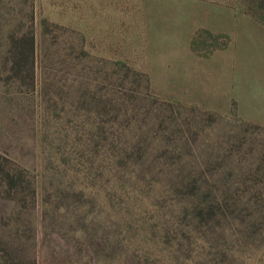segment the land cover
Segmentation results:
<instances>
[{"label":"rangeland","instance_id":"1","mask_svg":"<svg viewBox=\"0 0 264 264\" xmlns=\"http://www.w3.org/2000/svg\"><path fill=\"white\" fill-rule=\"evenodd\" d=\"M30 28L40 40L34 93L13 84L5 65L7 34ZM74 44H82L78 61L93 76H99L103 61L118 60L148 75L156 100L214 115V124L182 150V167H200L229 185L238 181L223 180L225 170L264 173V23L247 0H0V153L18 156L44 184L36 207L20 208L0 198V264H140L138 253L148 247L138 226L147 227L154 213L141 200H118L111 208L95 189L88 191L90 201L65 205V213L54 211V161L38 148V132L42 119L51 136L55 122L72 119L69 92L77 73L69 50ZM91 87L100 89L98 81ZM97 111L94 101L89 124L100 122ZM139 120L130 118L125 139L144 132ZM43 160L51 163L39 174ZM73 212L80 214L77 225ZM116 222L130 232L107 234ZM211 250L216 249L199 252ZM253 253L244 251L239 262L253 264ZM199 256L193 247L190 257Z\"/></svg>","mask_w":264,"mask_h":264},{"label":"trees","instance_id":"2","mask_svg":"<svg viewBox=\"0 0 264 264\" xmlns=\"http://www.w3.org/2000/svg\"><path fill=\"white\" fill-rule=\"evenodd\" d=\"M247 1L264 23V0ZM39 45L32 28L7 34L8 79L27 93L37 90ZM69 51V56H75L72 70L78 74L69 92L72 119L67 124L55 122L52 136L49 122L42 119L38 132V148L54 161L50 181L54 211L65 213V205L90 201L88 191L95 189L111 208L118 200H141L152 206L154 214L147 227L138 226L148 246L138 253L140 264H243L239 260L244 251L255 252L250 255L253 264H264V173L248 170L234 175L225 170L223 180L238 181L229 185L218 183L219 178L200 167L181 166L182 150L199 130L214 124V115L179 102L156 100L148 75H139L118 60L103 61L99 76H93L78 61L84 54L82 44ZM94 81L100 85L98 98L91 87ZM39 91L45 98L47 88ZM94 101L100 122L89 124L86 117ZM131 117L141 119L146 128L127 140L123 133ZM235 139V144L240 143L238 135ZM18 159L0 153V198L20 208L36 207L43 197L42 178L34 177ZM203 162L207 165L211 160ZM50 163L43 160L38 173ZM72 217L74 225L81 221L77 212ZM118 229L130 232L116 222L107 234ZM76 235L84 238L79 230ZM195 246L200 256L193 260L190 253ZM204 247L216 250L202 254L199 250Z\"/></svg>","mask_w":264,"mask_h":264}]
</instances>
